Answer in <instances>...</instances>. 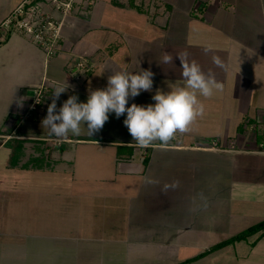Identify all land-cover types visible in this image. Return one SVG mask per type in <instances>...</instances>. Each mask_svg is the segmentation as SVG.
Instances as JSON below:
<instances>
[{"label":"crops","instance_id":"0c3cea01","mask_svg":"<svg viewBox=\"0 0 264 264\" xmlns=\"http://www.w3.org/2000/svg\"><path fill=\"white\" fill-rule=\"evenodd\" d=\"M20 1L0 0V22ZM100 1L92 8L94 0H80L74 14L64 19L61 51L50 58L18 32L0 43V165L10 170L0 173V197L10 198L5 208L28 204L34 215L27 227L32 233L28 255L22 252V240L4 238L11 255L2 256L3 264H264V229L214 247L264 220V0H163L170 11L186 10L203 30L199 37L205 42L192 44L197 49L190 51L189 62L195 60L223 83V90L209 98L198 94L204 115L197 118L208 119L207 127L201 128L203 121L197 119L183 135L204 144L208 137L233 140L235 148H194L184 141L137 148L125 135L128 129L120 128L126 113L117 118L111 112L91 136L85 130L58 144L48 142L50 151L68 165L75 161L71 155L64 157V151L72 150L67 143L71 140L110 147L95 148L98 162L90 161L93 167L86 172H76V167L65 174L64 180L72 181L66 187H38L31 167L10 165L13 148L6 145L12 139L24 143L21 150L32 145L28 140L51 137L41 122L56 86H70L56 100L58 112L69 96L86 103L90 91L106 88L108 76L102 77L100 70L127 72L129 34L108 35L113 23L94 17ZM108 1L115 5V0ZM208 46L212 50L205 53ZM213 55L223 67L213 64ZM81 61L84 67L77 65ZM179 70L182 65H175V76ZM86 72L91 75L86 77ZM44 82L49 86L47 100L31 110L32 90ZM21 97L25 99L19 107ZM150 181V195L140 193ZM48 198L56 206L51 210L70 203L78 223L70 228L63 222L59 232L39 231L32 208L46 205Z\"/></svg>","mask_w":264,"mask_h":264},{"label":"rangeland","instance_id":"374dc122","mask_svg":"<svg viewBox=\"0 0 264 264\" xmlns=\"http://www.w3.org/2000/svg\"><path fill=\"white\" fill-rule=\"evenodd\" d=\"M115 1H121L120 3L125 4L126 6L132 3L138 6L140 5V7L144 11L138 10L136 8L128 9V7L121 9L122 7L120 8L119 6H115L108 0H101L98 7L96 6V8H94V17L97 20L105 19L106 21L113 23L111 25L112 29H108V35H111V37L113 38L119 32L129 34L130 61L127 72L135 74L138 73L140 69H150L154 73L152 90L150 92L141 91L140 95L136 96L135 98L130 97L129 107L133 103L144 106L148 104L154 105L155 101L152 99V97L156 94L157 90H161L164 93H167L171 90L169 84H175L179 86H183L185 84V81L183 80V77L181 75L182 70H179L180 74H177L178 76H175L173 73L174 66L177 64H181L177 53L187 52L189 57L190 51L197 49L193 48L192 44L198 45V43H200L203 45V42H205V40H203L202 37H199V33H201L203 30L201 28H196L195 23H193L192 19L188 16L186 10L172 9V11H170L171 9H169L167 4L163 0ZM3 2L4 0H1V3ZM96 2L97 0H94V3L90 7H95ZM92 8H90V10ZM193 11L198 12L197 9H194ZM212 33L215 35L217 34L216 31H212ZM210 38L211 37H209V39ZM164 52H168L173 56V61L171 64H163L161 62L162 55ZM197 56L205 58L202 54ZM85 62L86 65H89L87 63L86 58ZM87 69L88 67H85V69L79 68L77 72L79 70L83 71ZM105 70H100V74H102V77H109L111 74L109 72H106L109 70ZM94 72L95 71H92V73ZM85 74H87V72ZM89 75L91 74H87L86 77H88ZM197 119L198 118H196V123ZM202 121L203 126L201 128H206L207 126L205 125V121L209 120L205 117L198 119L199 123H201ZM208 123L209 122H207V125ZM192 124H194V122ZM120 128L123 131L127 129L124 123H122ZM125 135L129 136V141H134L129 131L125 132ZM45 136L48 135L46 134L44 135V137ZM207 139L210 142H212L213 139H217L220 145L219 148H235L233 147V145H236L235 142L233 143V140L224 141L219 137L213 139L211 137H208ZM28 141L32 145H26V148L20 150L22 146H25L24 143L18 139H12L6 145V148L11 147L14 149V152H17L12 153L11 160H13L15 164L10 163V165H18L17 167L25 169L31 167L33 170L32 174L38 175V187H66L65 185L68 183L71 184L72 181L69 180L67 183V181L64 180V177L66 176L65 174L71 173V170H75L76 167V172H86L87 169L84 170L85 168L93 167L92 164H90L92 161L94 163L98 162L96 157L97 152L95 151V148H110L107 146H103L100 143L92 144L88 142H79L71 140L72 142L67 143H69V146L70 148H72V150L64 151V157H69L71 155V157L73 158V160L76 161V163L74 161L73 165H68L65 162L62 164L61 161L63 160V158L61 157V160L60 157L50 151L48 147L53 146L49 145V143L52 141H47L46 139L42 140L41 138H34L33 140ZM28 141H26V143ZM183 141L184 143H188V145H196L194 146V148H210V142L204 144L201 141H196V139L190 138L180 133H177L175 138L172 139L168 144H180L183 143ZM157 143L160 144L159 141H156L147 148H159L160 145ZM137 148L142 147L137 146ZM158 152H161V150H158L157 153ZM179 160L181 161L180 157ZM43 168H47V170H44ZM8 171L10 170L1 168L0 165V173ZM26 173L28 174V172ZM91 173L94 174V172ZM151 182L152 181H150L148 187L141 190L140 193L143 192V194L145 195H150L151 188H149V185ZM25 184L28 185V181H26ZM68 198L72 204L73 198L71 196ZM8 199L10 198L0 197V264H3L4 261V257L2 256L6 257L11 255V252H8L4 248V238H16L22 240L24 242L22 246V252H26V255H28V251L30 248L29 236L32 235V233L30 232L31 229L27 228L30 226L31 221H33L34 218V215L32 218L31 212H28L29 205L27 204L19 207V211L15 210L11 206L10 208H5L4 206L8 203ZM51 199H47L48 203L46 205H39L38 207L32 208V212L36 213V218L38 217L37 224L39 231H46L49 233L59 232L61 230L58 229L60 228V225H62L63 222H65V224H68V227L73 228L78 223V213L75 211V209H72L70 203L69 205L67 203H62L59 209L51 210L52 207H56L51 203ZM21 210L24 211L20 212ZM98 212L101 211L99 210ZM66 216L67 219L65 218ZM7 224L10 225L9 228H6L7 226L5 225ZM46 224L49 225L45 226ZM22 227H26V229H22ZM43 227L46 228L43 229ZM8 247H10V245H8ZM12 255H16V253H12ZM22 263L26 262L24 261Z\"/></svg>","mask_w":264,"mask_h":264},{"label":"clouds","instance_id":"9594fccd","mask_svg":"<svg viewBox=\"0 0 264 264\" xmlns=\"http://www.w3.org/2000/svg\"><path fill=\"white\" fill-rule=\"evenodd\" d=\"M211 50L210 46L204 49L205 53ZM177 55L185 84H169L171 90L167 93L157 90L152 97L154 105L133 103L126 107L130 97L135 98L141 91L152 90L154 73L150 69H140L135 74L117 71L108 77L106 88L90 91L86 103L78 102V96L71 95L58 112L56 100L70 86H56L52 93L55 99L48 105L42 127L49 136L57 139L67 138L69 134L79 136L85 130L91 136L103 128L109 113L114 112L117 118L126 113L123 123L137 146L147 148L156 141L161 147L167 146L177 133L189 131L196 118L204 114V104L198 99V94L209 98L214 92L223 90V83L217 80L214 73H205L195 60L189 62L187 52ZM172 61L173 56L164 52L161 62L171 64ZM212 62L217 67L224 66L219 56L213 55ZM24 99L21 97L17 101L19 107L23 106Z\"/></svg>","mask_w":264,"mask_h":264},{"label":"built area","instance_id":"2783aa9c","mask_svg":"<svg viewBox=\"0 0 264 264\" xmlns=\"http://www.w3.org/2000/svg\"><path fill=\"white\" fill-rule=\"evenodd\" d=\"M79 2L80 0H21L0 22V43L6 41L12 33L18 32L32 39L47 57L56 55L61 51L64 19L74 14ZM77 65L84 67L82 62ZM48 88L46 82L33 88L31 110L37 109L39 104H45ZM262 120L264 124V117ZM45 139L55 144L61 143L60 139L54 137ZM209 146L219 148V141L213 139ZM260 147L264 150V139Z\"/></svg>","mask_w":264,"mask_h":264},{"label":"trees","instance_id":"16d2710c","mask_svg":"<svg viewBox=\"0 0 264 264\" xmlns=\"http://www.w3.org/2000/svg\"><path fill=\"white\" fill-rule=\"evenodd\" d=\"M113 3H114L115 5H117V6H119V7L136 8V9H138V10H142V11H144V10L140 7V5H139V6H138V5H134L133 3L130 4V5H128V6H126L125 4H121L120 2H117V1H114ZM257 139H258L259 141L262 140V139H263V134H262V133H261V134H258V135H257ZM129 148H130L131 151H132L133 148H134V146H130V145H129ZM13 150H14V149H13ZM13 153H17V152H14V151H13ZM14 160H15V159H14ZM145 161H146V163H147L148 158H146ZM15 162H16V161H15ZM11 163H12V164H15V163L13 162V160H11ZM261 229H264V220L261 221V222H259V223H257V224H255V225H253V226H250L249 228H247V229L243 230L242 232H240V233L234 235V236L231 237L230 239L225 240V241H223V242L217 244V245L214 246V247L217 248V247H220V246L225 245V244H227V243L233 242V241H235V240L242 239V238H244V237H246V236H248V235H250V234H252V233H254V232H257V231H259V230H261Z\"/></svg>","mask_w":264,"mask_h":264}]
</instances>
